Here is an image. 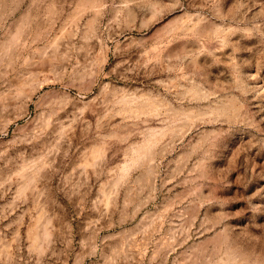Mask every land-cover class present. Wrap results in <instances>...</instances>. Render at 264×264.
Masks as SVG:
<instances>
[{
  "label": "rangeland",
  "instance_id": "1",
  "mask_svg": "<svg viewBox=\"0 0 264 264\" xmlns=\"http://www.w3.org/2000/svg\"><path fill=\"white\" fill-rule=\"evenodd\" d=\"M0 264H264V0H0Z\"/></svg>",
  "mask_w": 264,
  "mask_h": 264
},
{
  "label": "bare ground",
  "instance_id": "2",
  "mask_svg": "<svg viewBox=\"0 0 264 264\" xmlns=\"http://www.w3.org/2000/svg\"><path fill=\"white\" fill-rule=\"evenodd\" d=\"M20 36L21 35L19 32L14 33L13 36L11 37L12 41L10 43H14L15 45L16 43L20 42ZM10 43L7 45L6 47L7 49L11 46ZM33 83L29 82V78L24 80L23 82L20 83V85L15 90V94L16 95L26 94L25 97L31 98L34 95V93L35 92L37 93L38 91L37 84H33Z\"/></svg>",
  "mask_w": 264,
  "mask_h": 264
}]
</instances>
